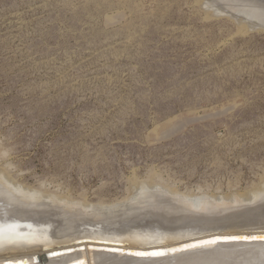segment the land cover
Masks as SVG:
<instances>
[{"label": "rangeland", "instance_id": "374dc122", "mask_svg": "<svg viewBox=\"0 0 264 264\" xmlns=\"http://www.w3.org/2000/svg\"><path fill=\"white\" fill-rule=\"evenodd\" d=\"M251 8L264 12V1L0 0V173L14 188L62 199H56L59 209L50 203L58 211L48 209L46 199L34 203L37 209L30 203L34 212L24 201V210L34 215L48 204L46 211H62L61 216L71 208L74 218L76 212L85 214L75 209L79 204L96 209L119 204L123 215L131 210L135 216L137 209L147 211L144 201L149 205L164 197L160 194L173 195L169 201L183 206L186 200L215 202L259 191L264 186V23L260 11ZM134 183L151 190L150 198L130 209L131 200L141 201L133 199ZM123 202L131 203L123 205L130 210L122 209ZM131 214L122 222L125 229L118 226L121 238L139 226L148 230V222L158 219L154 213L142 218L148 220L143 227L141 218L142 225L130 222ZM85 222L91 234L94 227L89 222L86 229ZM74 227L77 237L86 232ZM191 228L183 230L205 237L212 231ZM113 229L107 232L117 237ZM223 230L211 233L232 234ZM71 233L64 234L65 241ZM62 235L55 242H62ZM105 237L104 249L116 239ZM190 237L171 244L195 240ZM161 239L149 244L170 247Z\"/></svg>", "mask_w": 264, "mask_h": 264}, {"label": "bare ground", "instance_id": "6f19581e", "mask_svg": "<svg viewBox=\"0 0 264 264\" xmlns=\"http://www.w3.org/2000/svg\"><path fill=\"white\" fill-rule=\"evenodd\" d=\"M218 1H220V0H218ZM226 1H229V0H226ZM245 1H264V0H245ZM251 9H254L256 11H260L259 13H261L262 16L259 13H258V15H259V17L261 16L260 19L264 23V12H263V10H260L258 8H251ZM250 13H248V14H250ZM251 14H252V17H254L253 15L255 13H251ZM252 17L250 16L249 18H252ZM254 18H257V15ZM260 19H256V20L260 21ZM9 179H10L9 177L6 178L2 173H0V264H3V262L6 260L16 261V260L24 259V258L28 259V264H67L71 261H74V260L80 259V258L85 259V264H264V243H236V244H231V245H219V246H216V245L211 246L212 244L206 243V246H205V244L203 245V246H205V248L204 247L202 248L200 246L199 248L195 249L193 247L194 250L192 249V251H189V252L186 251L185 253H176L174 251V253H176L174 255H170L167 257H158L159 259L158 258L157 259L152 258L149 261H147V260L145 261L146 258H143V262L141 261L142 258L139 259L140 260V262H139L138 258H136V259H134L133 257L128 258V257L124 256L123 254L122 255L126 258L122 259V257L120 258V256H122V255H119V253H117L119 256V259L117 258L118 260L116 261L115 260L116 257H114L116 253H114V255H113V253H111L113 255V256H111L110 252H108V251L103 252V250H101V251L99 250L100 248L102 249V247L104 249L105 244L103 245L101 243L103 242L104 239L106 240L105 236H107V239H108V236L110 235V237L112 239L116 238L114 240H118L119 238H121L120 233H118V230H120V228L118 226L121 227L124 225L123 227L125 229L126 222L124 224L122 222H124V220L126 218L125 216L128 215L129 218L131 217L130 214L132 212L130 209L134 208V205H135L134 202H136L135 206L142 207L143 203L141 204V202L143 200H147L146 203L149 201V199H148L149 194L148 193L151 190L148 192V191H146V189L143 185H140V184L136 185L134 183L136 186L134 188L135 189L134 198L133 197L132 198L134 200H141V201L139 203V201L131 200L130 202H132L133 207H132V205L130 206V204H131L130 202H129L130 204H128L127 202L125 204V202H123L124 204H122V209L123 208L125 209L128 205L130 206V207H128L130 209L126 208V210H130V212H131V213L129 212L128 214L126 213L127 215H123L124 212L121 213L122 212V210H120L121 207L117 208V206L118 207L121 206L119 204L115 205L113 207L111 205L110 206L107 205V206H103V207L97 206V208L100 209V211H99L98 209H96V206H94L95 208L92 207L93 208V210H92L91 207H88L84 204H83L84 205L83 206V205L78 203L81 207L78 206L75 209L78 208L81 212H85V214H83V213L82 214H83V216L86 217V219H82V218L80 219L78 217H83V216L82 215L80 216V214L77 215L78 212H76V211H73V213L76 212V214L74 213L75 217L72 218L73 214L72 215L69 214V213H72L71 208H70L69 213L67 212L69 209L66 210L65 212L63 210L64 214H62V216H61V213H62L61 209H63V208H60L61 212H57L56 214H54V212H52V211H56L55 209H57L58 207L61 206V205H58L57 202L59 200H62V199L58 198L59 199L58 200L57 198H55V200L57 199L58 201L57 200H56V202H55V200L51 201L50 198H53V197L49 196V199H48V197H46L48 194L44 195V193L41 194L39 192L41 194L40 195L37 193L38 192L37 191L36 192L37 194L35 195L34 193L36 190L32 189L34 191V193H32V191L29 192L30 189H29V191H25L27 189L25 187H24L25 188L24 190H23V188L20 190V189H17L20 187V186L18 187V185H16L17 187L15 186V188H16L15 189L13 186V183L11 184L12 181ZM263 181H264V179H263ZM11 186H13V188ZM149 187L150 186L148 185V187H146V188L149 189ZM18 190H20V193H18V194L16 193L14 196H13V194H11L12 193L11 191L19 192ZM22 190H23V192H22ZM168 191H170V190H168ZM13 193H15V192H13ZM170 193H171V191H170ZM19 194L22 196V198L18 196ZM16 195L23 201V203L21 202V200ZM160 195L164 196V197L162 199H161V197H158V196H156L155 198H152L151 203L148 202L149 205H144L145 204V201H144L143 206H146L145 208L147 211H145V209L144 210L143 209L142 210L137 209V211H141V213L143 212V214L138 215L139 212L136 211L137 215L134 216L132 214H135V213H132L131 214L132 219L130 221V222H132L133 219H136L138 222L136 221L137 223H134V224H138L139 220L141 218V220L143 221V225L141 224V222H142L141 220H140V224L143 227H145V226L147 227V222H145V220L148 221L147 218L148 217L150 218V216L152 217V213H154L158 218L157 222L159 223V225L156 222V217H155V220H154V218L152 219L155 221V223H153L154 221L152 222L154 225H151L152 223L150 224L151 221L149 219L150 222H148L149 223L148 225L151 227H148L147 228L148 230H146L145 228L142 231L138 230V228L141 226L136 227L137 225L133 224L137 228V231H133L134 234H132V231L130 232L127 230L129 232L128 233L125 230L130 235V237H128L129 235L126 237L125 234L127 235V233H125L124 230H123V232H121L122 231L121 230L120 232L122 234H124V235H122V234L121 235H122V237L125 236L124 237L125 239L121 238L120 242L115 241L118 243H115L114 240L113 241L110 240L112 242V244L114 242V244H113L114 247H116L115 244H117V246L119 247L118 244L119 243L122 244V242L125 243L126 249H129L128 246L131 244H133L134 246L137 245L138 247L143 246V245L147 246L150 242L153 243L154 240L158 241L161 238L165 239L166 242L163 240L164 243H167V240H168V242L170 243V247H171V245H176V244H174L175 242L182 241V240H180V238L184 239L187 236L188 237L192 236L193 238L190 237L189 239H195V237H198L199 234L202 233L201 230L202 231L207 230L210 232L211 230L212 231L213 230L219 231V230H223V229H226V230L229 229V232L232 233L231 235H234V234L236 235V233L264 232V186L262 188H260L259 191H257L253 195H251V196L248 195L247 197L246 196H236L235 198L232 199V197L229 198V196H228V198L226 200L225 199L221 200V198H220L219 201H216L218 199L215 198V200H214L215 202H213L212 200L208 201L210 199L207 197L208 200H205V201L195 200V199L193 200V202L191 200H189L190 202H188L187 200L183 201L185 204L188 203L187 205H185L182 202L184 204L183 206L179 205V204H181V201H179V200H177V202L179 201V204H177L175 202L176 200H171V201L175 202L176 204L169 201V199H170L169 197L175 199L173 195H167V196L164 194H160ZM213 197H215V196H213ZM132 198H130V199H132ZM224 198H226V197H224ZM42 199H46V201H48V200L51 201L48 203L49 205L46 203L49 206L47 208L49 209L51 207V209H52V206H53L54 210L52 209V211H51V209H50L48 211H50V213L52 212L51 214H54L56 216V218L54 216H53L54 218L51 217L50 216L51 214H49V212L45 210L47 205H45V206L43 205V208L40 209L39 213H38V211H36L38 213V215H37V213L34 215H33V213L32 214L28 213L29 209H31V211H33L32 205L34 203H37V202H38V205H39V203L41 204ZM24 201L29 202L28 204L32 203V205L30 204L32 207L27 208L28 211L24 210V209H26L25 207L23 208V204H25ZM50 203L58 205L57 208L56 207L54 208V205L51 206ZM67 203L69 204V202H67ZM67 203H66V205H67ZM70 203H74V202H70ZM137 203H139L141 206L139 204L137 205ZM208 203H210V204H208ZM36 205L37 204H34L35 207H36ZM76 205H77V203H76ZM76 205H74V207ZM123 205H125V206L127 205V206L123 207ZM63 206H65V205L63 204ZM101 207H102V209H101ZM36 209H37V207H36ZM58 209H57V211H58ZM31 211H29V212H31ZM148 211H150V212H148ZM243 211H245V212L242 213ZM144 212H148L151 215L149 214V215L145 216ZM220 212L222 214H225V215L230 214L229 216H233V218L229 219L227 216L225 218H219L217 216H214V215L220 214ZM58 213H60V215ZM58 215H59V218L57 219ZM128 216H127L126 220L129 219ZM133 216H134V218H133ZM137 216H138V219H137ZM140 216H143V217H140ZM87 217L89 219H93L92 222L94 221V219H96L95 220L96 222L95 223L93 222L94 223L93 224L90 222L91 220L87 221V219H88ZM144 217H147V218H145L143 220L142 218H144ZM98 218H100V219H98ZM59 219L61 221L64 220L66 222V224H69L70 226L69 227H68V225L62 226L65 222L63 221V224H62V222ZM74 220L75 221L78 220L77 222H75V225L73 224ZM84 221L88 222L87 225L90 222L91 227L92 228L94 227L91 230V234L87 233V230L91 229V228H89L90 224L88 226L86 225V229L87 228H89V229L85 230ZM128 221H127V223H128ZM59 222H61V223H59ZM130 222L127 225H130ZM134 222H135V220H134ZM144 222L146 223V225L144 224ZM56 223L62 224V225L58 224L60 226V228L57 226ZM78 223H80V227H82V225H84V227H82V228H84V231H86V232H84L86 234V236L84 233H82V234L86 238H89L91 236L89 239H91L90 242L92 244L86 245L85 242L81 241V238H83V236L81 234V232L83 231L82 228H81L82 231L80 232V235H79L80 237L79 236L77 237V234H78L77 231L72 230V227H74V226L77 227L78 225L76 226V224H78ZM183 223H186V224H183ZM155 224H157V225H155ZM187 224H189V225H187ZM183 225H185L187 227L182 228L181 226H183ZM75 227L73 229H76ZM114 227H115V229L118 227L116 229L117 230L116 233H118L119 235H117V237H115V235H112L114 237L113 238L111 236L112 233L111 234L109 233L110 232L109 229H111V232L115 231L114 229L112 230V228H114ZM128 227H126V228L130 229L131 226H128ZM143 227H142V229H143ZM190 227H192L195 230H196V228H194V227H197L198 230L201 229L200 230L201 233H199L197 230V232L199 234L198 233L196 234V232H195L194 236L195 235H198V236L194 237L192 235L193 233H191V231H190L191 235H190L189 231H187V229H186V231H184L185 228H189L188 230H190ZM133 228L131 227L130 230H132ZM192 228H191V230H192ZM67 229H68V231H67ZM81 229L79 228L76 230L80 231ZM94 229H97V230H94ZM121 229H123V228L121 227ZM108 230H109V232H107ZM180 231H183V232H180ZM223 231L226 232L225 230H223ZM67 232L68 233L73 232L74 234L76 232L77 234H75L74 237H77L79 240L78 239L74 240V238L72 239L71 236L74 234L71 233V235L69 234L70 236L68 237L67 241H65L66 239L64 237L67 238L68 235L65 236L64 234H66ZM89 232H90V230H89ZM184 232H187L189 234L184 233ZM192 232H194V230ZM211 232H210V237L213 235ZM229 232H227V233H229ZM61 234L64 235V236L62 235L64 238L63 239L64 241L62 240V242L63 243L66 242L63 247L59 246L62 242H57V241H60L57 239H58V236H61ZM114 234H115V232H114ZM131 234H132V236H131ZM203 234H205V233H203ZM203 234H201V235L205 237V235H203ZM218 234L223 235L226 233L222 234V232H220ZM201 235H200V239H201ZM208 235H207V237H208ZM87 236H89V237H87ZM102 236L104 237V239L102 238ZM92 237H93V239H92ZM99 237H101V238L99 239ZM60 238L62 239V237H59V239ZM86 238H83V240H85ZM70 239H72V241ZM89 239H86V240H89ZM55 240H57V241L55 242ZM125 240L129 242V243L127 242L128 243L127 247H126L127 243ZM107 241H109V240H107ZM183 241H185V240H183ZM187 241H190V240H187ZM86 242L89 243L88 241H86ZM104 242H106V241H104ZM156 242H155V244H156ZM172 242H174V243L171 244ZM57 243H60V244H57ZM152 243H151V245L149 244L151 246V248H153ZM169 243H168V246H169ZM99 244L102 247H100ZM112 244H111V246H112ZM121 244H120V248L122 247V245H124V244H122V245ZM160 244H161V242H160ZM107 245L110 246V244H106V246ZM133 245H131V246L134 247ZM39 246L42 248L39 249L40 248ZM58 246L60 247L59 249H58ZM81 246L84 247L83 250L79 249V247H81ZM89 246L97 247L98 249L94 250V249L89 248ZM106 246H105V248H106ZM108 246L106 249L109 248ZM111 246H110V248H112ZM131 246H130V248H131ZM150 246H149V248H150ZM158 246L161 247V245H159V243L157 244V247ZM163 246H166V245L162 244V247ZM138 247H136V248L138 249ZM139 248L142 249L143 247H139ZM146 248H148V247H146ZM189 248H192V247H189ZM68 249H72L74 252H72L71 254H64V255H61L58 257H54V258L50 257L49 259H45V260L42 259V256L44 254H48V253L53 252V251L68 250ZM123 249H124V247H123ZM131 249H133V248H131ZM167 252L170 253L169 250ZM105 253H107V254L109 253L110 256L105 254ZM103 254H105V256H103ZM38 259H40V261H42V262L39 263Z\"/></svg>", "mask_w": 264, "mask_h": 264}, {"label": "water", "instance_id": "95a60500", "mask_svg": "<svg viewBox=\"0 0 264 264\" xmlns=\"http://www.w3.org/2000/svg\"><path fill=\"white\" fill-rule=\"evenodd\" d=\"M245 211H243L242 213H244ZM222 214L220 212V214L214 215L217 216L219 218H225L226 216L231 219L233 218V216H229ZM209 217V216H208ZM215 234V233H214ZM236 238L235 240H229L228 238ZM248 237V240L246 241L244 238ZM252 237H257V239H252ZM260 237H264V232H255V233H238L236 235H220V234H216L213 235L211 237H205V238H201V239H195V240H190L187 242H183L179 245H175L169 248H163V247H157V248H129V249H123V248H110V249H103L105 251L111 252V253H122L123 255L127 256V257H135V258H157V257H167L170 255H174L173 254H168L167 250H169L170 252L173 251H178L177 253H185L186 251L189 252V250L194 249V248H190L187 249V247H192L193 245H201L203 246V244H205L207 241H212V240H216L218 241V243H216L215 245H231V244H236V243H264V239H259ZM86 241V239L84 240ZM200 247V246H199ZM198 247V248H199ZM89 248L97 250V247H93V246H89ZM79 249L83 250L84 247L81 246L79 247ZM101 250V249H100ZM72 252H74L72 249H68V250H58V251H53L50 252L48 254H44L42 256V259H49L50 257H58L64 254H71ZM137 253H142V255H137ZM152 253H164V255H152ZM38 262H42L40 261V259H38ZM3 264H28V259L24 258V259H19L16 261L13 260H6L3 262ZM67 264H85V259L84 258H80V259H76L74 261H71Z\"/></svg>", "mask_w": 264, "mask_h": 264}, {"label": "snow or ice", "instance_id": "6c2138e0", "mask_svg": "<svg viewBox=\"0 0 264 264\" xmlns=\"http://www.w3.org/2000/svg\"><path fill=\"white\" fill-rule=\"evenodd\" d=\"M229 240H235L236 238H228ZM246 241L248 240V237L244 238ZM252 239H257V237H252ZM259 239H264V237H260ZM207 244H216L218 241L212 240V241H207ZM201 245H193L192 247H199ZM137 255H142V253H137ZM152 255H164V253H152Z\"/></svg>", "mask_w": 264, "mask_h": 264}]
</instances>
